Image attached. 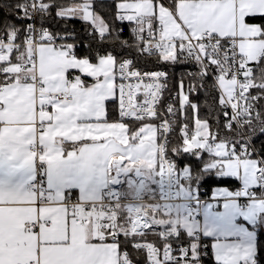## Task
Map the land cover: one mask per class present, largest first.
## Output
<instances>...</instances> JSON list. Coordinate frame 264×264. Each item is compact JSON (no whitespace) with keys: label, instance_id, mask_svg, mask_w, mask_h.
Instances as JSON below:
<instances>
[{"label":"snow or ice","instance_id":"6c2138e0","mask_svg":"<svg viewBox=\"0 0 264 264\" xmlns=\"http://www.w3.org/2000/svg\"><path fill=\"white\" fill-rule=\"evenodd\" d=\"M0 264H264V0H0Z\"/></svg>","mask_w":264,"mask_h":264},{"label":"trees","instance_id":"16d2710c","mask_svg":"<svg viewBox=\"0 0 264 264\" xmlns=\"http://www.w3.org/2000/svg\"><path fill=\"white\" fill-rule=\"evenodd\" d=\"M79 26H80V25L77 23V27H79ZM128 32H129L128 28L125 27V28H124V37H125V38H127ZM170 87H172L173 89H175V84H174V83H170ZM174 92H175V91H174ZM205 111H207L206 108H205ZM214 186H215L214 183L210 180V181H209V184L206 185L205 191H207L210 187H214Z\"/></svg>","mask_w":264,"mask_h":264},{"label":"built area","instance_id":"2783aa9c","mask_svg":"<svg viewBox=\"0 0 264 264\" xmlns=\"http://www.w3.org/2000/svg\"><path fill=\"white\" fill-rule=\"evenodd\" d=\"M175 94V92L173 91V95Z\"/></svg>","mask_w":264,"mask_h":264}]
</instances>
